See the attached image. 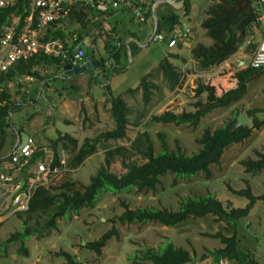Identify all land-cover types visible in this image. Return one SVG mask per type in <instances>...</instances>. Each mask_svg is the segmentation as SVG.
Here are the masks:
<instances>
[{
	"label": "trees",
	"instance_id": "trees-1",
	"mask_svg": "<svg viewBox=\"0 0 264 264\" xmlns=\"http://www.w3.org/2000/svg\"><path fill=\"white\" fill-rule=\"evenodd\" d=\"M256 0H211L210 5L205 10V17L200 24L205 36L211 40V45L202 44L194 45L190 54L196 63L199 72H211L213 69L222 65L231 58L244 45V42L253 36L254 29L258 27L257 19L259 17L254 6ZM128 11L134 6H138L135 0H130ZM141 6V5H140ZM168 9L161 12L158 8L154 11L157 18L156 34L163 35L164 42H168L170 33L177 27H180L182 20L189 15L188 1L183 2V13H177L169 8V5H163ZM143 8V6H141ZM26 4L21 0L19 4L12 8L0 10V30L9 26L11 19L20 17L18 29L24 24L26 13ZM25 10V11H24ZM153 12L150 8L144 11V21L140 25H146L151 20ZM108 17V16H105ZM104 18V17H103ZM99 19L96 12L85 11L79 9L70 13L68 19L61 23H53L46 30L42 43L56 42L61 44V48L65 53V57H73V50L76 45H80L84 38L88 37L91 30V22ZM106 19V18H104ZM66 24H77L72 31H67ZM93 26L99 32L100 36H105L106 44H110L111 39L108 32H104L102 22H95ZM114 33V32H113ZM76 35V41L69 44L72 35ZM110 39V40H109ZM95 43L96 38L92 39ZM116 40V39H115ZM116 41L120 44V48L108 49V54L113 61V65L119 66L121 59L126 60L123 49L122 38ZM71 45V47L69 46ZM81 46V45H80ZM257 43L250 39L246 51L253 54L256 50ZM177 50H181V45L177 44ZM89 55L96 60V56L92 49L88 50ZM132 56V55H131ZM67 58L62 55H45L38 52L26 61L17 62L8 72L0 76V166L10 161L8 155L13 149L16 133H21V127L13 130L12 116L14 113L22 109L21 104L14 101L9 86L15 89V94L19 97L23 104H26V93L30 86L38 83L41 87H48L58 81L55 76L64 65ZM180 60L178 54H170L159 63L165 80L171 85V90L179 85L180 73L176 70L169 59ZM185 61V60H184ZM105 59L102 57L98 63L105 65ZM112 69V67H111ZM106 69H101V73L105 74ZM119 71L118 69L116 72ZM251 73L250 68L239 71L235 74L237 80L235 88H231L223 92L220 96L215 94V88L206 83L198 82L195 89V97L197 102L193 104L192 112L182 111L181 113L164 112L159 116H151L146 124H162L172 125L174 127L188 126L195 128L201 119L212 113L216 109L225 110L239 102L246 93V81ZM29 77L30 82H24ZM139 87L142 90V100L145 105L151 101L152 90L156 86L148 82L144 78ZM73 91L77 90L73 86L68 87ZM105 90L110 92V88L106 85ZM67 88H58L56 91H64ZM75 89V90H74ZM138 88L128 90L126 93L133 94ZM205 101L201 100L202 95ZM33 102H35L33 100ZM130 109L123 99L111 97L109 114L114 123V128L97 135L95 138H84L80 143L69 134L57 132L56 138L51 139L48 148L37 147L28 164L34 165L37 161H44L46 154L43 149H47L52 154V162L50 169H57L62 174H68L77 170L91 156L98 152L99 144L108 141H120L126 139V130L128 126L139 128L142 123L140 119H135L130 123ZM256 112L248 111L246 115L253 117L252 126L236 127L239 116L237 111L231 112L222 126L213 131L205 130L197 140L199 149L186 155L179 149L173 151L169 149L166 136L157 134L159 142V150L155 151L153 141L146 132H136L135 137L130 140L127 147L116 146L104 148L103 162L97 169L96 173L89 179L86 185H76L75 182L68 181L59 187L58 192H53L46 185L38 186L30 200L29 208L24 213H16L15 217L20 221V230L9 235L8 239L0 244V258L6 256L8 246L18 244L16 254H22L27 257L26 242L34 234L42 231L48 232L56 230V219L64 220L71 214L79 215L84 210L93 209L99 198L106 193L112 195L127 194L132 190L137 193L155 192L161 184V178L171 175L174 180H189L200 174L205 179L211 178L210 167L221 165V158L224 151L233 145L241 144L246 141L252 133V130H258L264 122L255 117ZM128 156L138 155L142 162L137 163L131 161ZM256 160L242 161L241 165L246 174L257 176L264 172V153L255 152ZM65 161V165L61 164V160ZM119 159L120 165L124 173L116 175L111 172L112 165ZM26 169V168H25ZM23 170V172L25 171ZM72 188L67 191L66 189ZM62 189V190H61ZM61 190V191H60ZM66 190V191H65ZM228 191L237 197L247 200V204L243 208L225 207L216 197L206 194L197 197H186L179 201L178 210L170 211L166 208L154 207H138L130 209L129 206L120 202L123 211L111 219L112 227L105 232L98 240L87 243L84 248L87 252L100 254L101 250L106 246L112 237H118L119 233L116 225H147L154 224L166 228H175L185 224L190 218L201 219L206 216L214 217L216 221H224L232 228L231 236H224L221 233L208 235L213 239H218L221 248H217L209 255L203 256L213 260L224 259L230 264H259L253 255L242 247V240L237 236V224L240 220L247 218L254 205L264 197H256L252 194L247 186L244 190L235 191L228 187ZM45 217L44 224H40L38 219ZM34 227L32 226V223ZM55 256L62 261V264H79L74 255L68 252H58ZM129 261L134 264H196L195 256L181 247H176L172 241L168 240L164 246L158 248L144 247L139 251L133 252L129 257Z\"/></svg>",
	"mask_w": 264,
	"mask_h": 264
},
{
	"label": "rangeland",
	"instance_id": "rangeland-1",
	"mask_svg": "<svg viewBox=\"0 0 264 264\" xmlns=\"http://www.w3.org/2000/svg\"><path fill=\"white\" fill-rule=\"evenodd\" d=\"M187 1L191 8L190 26L194 33L187 42L190 48L180 50L181 59L172 61L173 66L180 73L179 85L175 86L173 90L170 89L171 85L159 70L160 61L166 57L167 46L156 41H148L147 48L140 49L137 55L134 54L130 60L126 61V64L121 63L120 68L123 67L121 72L111 69L113 61L107 52V55L103 57L108 66L105 75L103 74L105 78L102 77L103 75L96 77L97 73L96 78L82 77L70 82L62 80L52 84L50 82L49 90H45L41 97L35 96V91L26 93V104H23L22 100L16 96L15 89L9 86L13 100L21 106L23 105L22 109L12 116L14 125L12 129L16 131L21 127V133L29 135L33 139L35 147L44 145L45 148H48L49 139L55 136L57 131L72 135L80 143L84 138H95L101 133L113 130L114 123L109 114L111 97L120 96L127 104L131 111L130 123L144 117L139 128H134L131 125L127 127L126 139L100 143L98 152L89 157L80 168L66 173V175L64 172L60 173L57 178H53L46 184L47 188L58 192L59 187L68 181L75 182L77 186L86 185L103 162L104 148L119 145L127 147L138 131L149 134L155 151L159 150L156 135L164 134L170 150L179 149L189 155L199 149L197 140L205 130L213 131L230 118L233 106L225 110H214L201 119L195 128L146 124L151 116H159L164 112L176 114L182 111L192 112L193 104L198 100L195 97L198 82L212 85L218 96L233 85L236 61L232 57L211 72L197 70L190 50L198 43L205 46L211 45V40L205 36L200 27L205 17V10L211 0ZM179 10L180 14L184 11L181 7ZM126 18L127 23L125 24L128 29L137 28V24H133L128 20V17ZM187 22L188 20L185 19L184 23ZM66 25L68 31L74 30L77 26V24ZM259 30L260 28L256 27L254 35L247 39L239 50V58H245L246 65L249 63L247 45L252 38L256 43L260 40ZM110 45H115L114 40L110 41ZM69 46L71 47V45ZM90 46L89 40L87 48H91ZM95 56L98 59L102 58L97 54ZM144 78L156 86V89L152 90L151 101L147 105L143 103L142 90L139 87ZM68 84L77 90L69 89ZM106 85L109 86L110 92L105 90ZM58 88L67 89L60 91L59 94L56 93ZM135 88L138 89L133 94L126 93ZM205 96L204 94L200 97L202 101H205ZM247 141L244 142L245 144L233 145L224 151L221 165L210 167V179H205L203 174L189 180H174L173 176L167 175L161 178V184L155 192L137 193L132 190L127 194L120 195L106 193L99 198L93 209H84L79 215L71 214L64 220L56 219V230H50L47 233L42 231L32 235L26 242L27 257L16 254L18 244L8 246L6 256L0 258V264H62V261L55 256L61 251L74 255L79 264H134L128 260L133 252L144 247L156 249L161 245L164 246L168 240L172 241L176 247H181L193 254L196 262L200 263L203 256L222 247L218 239H213L208 235L221 233L224 236H231L232 228L226 222H218L214 217L206 216L201 219L190 218L185 224L175 228L154 224L116 225L118 237H112L99 255L87 252L82 247L89 242L98 240L101 235L111 229V219L123 211L120 206L121 201L126 203L130 209L154 207L176 211L181 199L209 194L216 197L225 207H245L247 200L232 195L228 191V187L240 191L248 186L253 194H264V172L252 177L245 173L241 165L242 161L256 160L255 152L264 153L262 147L264 138H258V141L252 143H247ZM127 157L131 161L142 162L138 155L131 157L127 155ZM111 172L116 175L124 173L119 159L112 165ZM71 189L67 188L66 190ZM255 209V212L252 211L253 213L251 212L247 218L238 222L237 236L242 240L240 247L251 253L259 264H264V227H261L264 222V201L259 202ZM255 216L259 218L256 220ZM38 221L43 225L45 217H41ZM31 224L34 227L33 222ZM20 229V221L16 219L15 215L9 217L0 224V244L4 243L9 235ZM209 259L213 258L209 256L202 260L208 261Z\"/></svg>",
	"mask_w": 264,
	"mask_h": 264
},
{
	"label": "built area",
	"instance_id": "built-area-1",
	"mask_svg": "<svg viewBox=\"0 0 264 264\" xmlns=\"http://www.w3.org/2000/svg\"><path fill=\"white\" fill-rule=\"evenodd\" d=\"M20 1L0 0V10L15 7ZM24 2L27 15L24 17L23 26L18 29L20 17H14L9 26L0 30V76L8 72L17 62L26 61L38 52L67 58L58 41L42 43L41 40L51 24L66 21L71 12L84 9L94 11L97 16L103 18L130 7L128 4L130 0H24ZM260 4L264 8V0H260ZM131 15L139 23L144 21V10L140 5L132 7ZM257 23L261 37L250 58L252 70L264 67V12L259 15ZM189 39L190 30L185 26L177 27L170 33L167 47L170 49L177 44L185 45ZM153 40L164 42V37L155 34ZM75 41L73 36L68 43L72 44ZM73 52L74 63L82 64L86 59L84 50L80 45H76ZM30 81L29 77L24 79V82ZM36 150L33 139L28 137L24 146L12 149L8 155L10 161L0 166V224L16 213L26 212L35 189L46 185L60 174L57 169H50L52 154L45 148L43 149L46 154L45 160L37 161L28 168ZM61 164L65 165L63 159ZM197 264L230 263L224 259H209Z\"/></svg>",
	"mask_w": 264,
	"mask_h": 264
},
{
	"label": "crops",
	"instance_id": "crops-1",
	"mask_svg": "<svg viewBox=\"0 0 264 264\" xmlns=\"http://www.w3.org/2000/svg\"><path fill=\"white\" fill-rule=\"evenodd\" d=\"M135 2H137L138 4L143 6L142 9L144 11H146L148 8H150L151 11L153 12V15H155L154 11L158 7H159L158 10H160L161 12H163L166 9H168V7L163 6L165 4L169 5L170 9L174 10L177 13H180L179 7H181L183 9L184 0H135ZM128 4L132 5L129 2H128ZM254 6L256 8V11H257L258 15H261L264 12V8L260 4V0L254 1ZM153 15L151 17V20H148L145 23L146 25H143V26L140 25L141 23L136 22L135 19L132 18V15L128 11V8H126L124 10H120L118 12H115V13L111 14L108 17H104L106 19L100 18V17H99V19H95L94 21L91 22V24H92L91 30L92 31L90 32L88 37L84 38V40L80 44L81 48L85 52L86 58L90 57L88 50L91 49V48L93 49L95 54L98 55V57H104V55H107L108 49H112V48L118 49V48H120V44L116 40L118 38H122V44H123V49H124V53H125V56H126V60L124 61V59H121V61L119 63V66H116V65L112 66V70L116 71L118 69L121 72V70L123 68V67L120 68L121 63L124 62V64H126V61L130 60L134 54L137 55V52L140 49H145V48L148 47V44H149L148 41L149 42L154 41L153 39L150 40V37H151L152 32H153V28H154ZM191 16L192 15H191V8H190L189 15L182 20V24H181V26H185V27H187L190 30V38L193 36V33H194L193 28L190 26V17ZM126 17H128V20L132 21L133 24H137L138 25L137 28L128 29V27L125 24V23H127L126 22V20H127ZM155 17H156V15H155ZM185 19L188 20L187 23H184ZM156 20H157V18H156ZM97 21L102 22L104 32H108L109 36H111V37L116 39V40L114 39V44H115L114 46H112L110 44H106L105 43L106 40H107V39H105L106 37L99 35L98 30L96 29L95 26H93V24H95V22H97ZM73 36H76V35L74 34V35H72V37ZM260 37H261V35H260ZM94 38H96L95 43L92 40ZM89 40H90V45H91L90 47L91 48H87ZM111 40H113V39H111ZM107 42H108V40H107ZM159 43H163V44H165L167 46V42H159ZM183 48H190V45L188 43L185 44V45H181V50ZM167 49H168V51L166 53V57H168L170 54H178V55H180L179 54L180 50H177L176 47L170 48V49L167 47ZM174 50H175V52H174ZM239 50L237 51L236 54H234L232 56L233 60L236 61L235 62L236 63V70H235V73L233 74V78L234 79H233V85H232L231 88H235L236 83H237V80L235 78V74L237 72H239V71H244V70H247V69L250 68L251 54H249V63L246 65V63L244 61L245 58L244 59H240L239 58ZM109 57H110V55H109ZM166 57H164V58H166ZM168 59H169L170 63H172V61H175V60H173L171 58H168ZM99 60L100 59L96 58V61H99ZM107 67L108 66L105 64L104 69H106ZM97 70L98 69H95L93 71H96L98 73L97 74V76H98L101 73L100 72L101 68H99V72ZM250 70H251V73L249 74V76L247 78V81H246V93H245L244 97L239 102H237L236 104L233 105V108H232L233 111L232 112L237 111L239 113V115H244L249 120V122H250V124L252 126L253 117H248L246 115V113L248 111L256 112L255 117L258 120L264 122V67L259 69V70H252L250 68ZM103 74L104 73H102L101 75H103ZM104 75L102 76L103 78H105ZM57 76H62V74L59 73ZM62 79H63L62 80L63 82L64 81L66 82L68 80V79H64V78H62ZM31 88L32 87L28 88L27 93H31L33 91ZM49 88H50V85L48 87H45L44 89L48 91ZM231 88H229V89H231ZM225 91L226 90H224L223 92H225ZM37 93H38V89L35 91L34 95L37 96ZM64 107H66V105H64ZM57 132L55 133V136H53L49 140L55 139L56 135H57ZM27 136L30 137L29 135H27ZM262 137L264 138V125L258 130H252L251 136L247 139L248 140L247 143H252L254 141H258V138L260 139ZM16 139H17V134H16V138H15L14 144L16 143ZM244 142L241 143V144H245ZM241 144H237V145H241ZM237 145H234V146H237ZM42 147H45V146L42 145ZM262 147H263V150H264V144L262 145ZM258 153H260V152H258ZM253 195L256 196V197H262V196L264 197V194H261V195L253 194ZM262 201H264V200L258 201L254 205V207L251 209L250 213L252 211L255 212L256 206L258 205L259 202H262ZM255 218L257 220L259 217L255 216ZM262 224H263V226H261V227H264V222Z\"/></svg>",
	"mask_w": 264,
	"mask_h": 264
},
{
	"label": "water",
	"instance_id": "water-1",
	"mask_svg": "<svg viewBox=\"0 0 264 264\" xmlns=\"http://www.w3.org/2000/svg\"><path fill=\"white\" fill-rule=\"evenodd\" d=\"M153 18H154V28H153V32L150 37V40L153 39L154 35L156 34V30H157V20H156L155 15H153ZM104 66H105L104 64L100 65L98 61L94 60L91 56L87 57L82 64H76L74 63L72 57H68L64 65L58 71V74L60 73L62 74V76H56L55 79H59V80H63L62 78L69 79L71 76H74V75H84L90 70H95L99 68L102 69L104 68ZM31 87L33 91H36L38 89V91L41 92L42 90V87L38 83L34 84ZM241 126H246L248 128L251 127L249 120L244 115H239L237 122H236V127H241ZM27 139H28L27 134L18 133L16 143L13 149H16V148L19 149L22 146H24L27 142ZM190 264H193V263H190Z\"/></svg>",
	"mask_w": 264,
	"mask_h": 264
},
{
	"label": "flooded vegetation",
	"instance_id": "flooded-vegetation-1",
	"mask_svg": "<svg viewBox=\"0 0 264 264\" xmlns=\"http://www.w3.org/2000/svg\"><path fill=\"white\" fill-rule=\"evenodd\" d=\"M97 71H99V69L97 70ZM93 74H95V75H93ZM96 74H97V72L96 71H93V70H90V71H88L86 74H84V75H74V76H71L67 81L68 82H70V81H72V80H79L80 78H82V77H84V78H96V77H99V76H96ZM96 76V77H95ZM69 86L68 87H70V84H68ZM72 86V85H71ZM45 92V89L42 87V90H41V92L40 91H38V93H37V97H41L42 95H43V93Z\"/></svg>",
	"mask_w": 264,
	"mask_h": 264
}]
</instances>
